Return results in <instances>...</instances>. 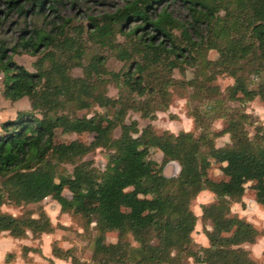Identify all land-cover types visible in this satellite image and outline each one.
Masks as SVG:
<instances>
[{"label":"trees","instance_id":"1","mask_svg":"<svg viewBox=\"0 0 264 264\" xmlns=\"http://www.w3.org/2000/svg\"><path fill=\"white\" fill-rule=\"evenodd\" d=\"M59 1L0 0V26L11 14L21 19L12 40L0 36V94L36 106L35 112L0 118V205L49 197L67 211L72 203L92 243V264H188V257L191 264H259L242 244L254 242L264 228L225 212L242 203L250 182L254 201L264 206V126L255 124L249 135L251 115L227 102L257 97L264 103V0H121L87 15L85 25L59 14ZM87 42L102 51L89 52ZM211 49L215 58L208 57ZM19 51L36 55L32 70L13 59ZM107 54L122 61L119 70L106 68ZM179 64L191 68L190 77L172 75ZM72 67L80 74H71ZM220 74L232 78L223 89L213 83ZM108 84L116 96L107 94ZM187 87L191 100L210 102L188 112L196 134L157 132L150 123L138 129L135 119L124 120L129 109L153 118L173 90L182 96ZM94 105L101 111L77 114ZM221 116L223 126L210 129L209 119ZM57 128L92 137L87 143L58 139ZM223 134L227 141L215 145ZM97 147L106 150L102 168L83 158ZM150 147L160 152L159 163L149 157ZM170 160L178 172L164 176L161 166ZM212 162L222 163L224 178L207 175ZM204 188L215 200L200 206L207 244L195 249L190 232L196 215L189 204ZM112 228L115 239L106 242ZM37 229L30 209L18 215L0 209V231L17 237ZM29 249L21 245V254ZM51 253L70 264H89L69 249L52 246ZM47 264L56 263L48 258Z\"/></svg>","mask_w":264,"mask_h":264},{"label":"rangeland","instance_id":"2","mask_svg":"<svg viewBox=\"0 0 264 264\" xmlns=\"http://www.w3.org/2000/svg\"><path fill=\"white\" fill-rule=\"evenodd\" d=\"M121 0H60L56 4V8L59 11V14L70 17L72 24L81 23L85 25L87 22V15H95L98 12L108 8L109 6L119 4ZM181 12V8H177ZM50 11L48 12V14ZM13 19V21H12ZM34 22L37 20H33ZM0 26V36L5 37L6 39L12 40V38L18 33L19 27L21 26V19L19 16L11 14V16L4 18ZM118 39L121 36L118 35ZM87 50L89 52H101L96 44L87 42ZM13 59L26 67L29 70H32V61L36 58V55H31L29 53L19 51L13 53ZM209 58H215L216 52L214 50L208 51ZM105 66L110 70H119L122 66V61L118 60L111 54H107L105 58ZM71 74L79 75L81 70L79 67H72L70 70ZM172 75L176 78H188L191 76V68L185 64H179L177 67L172 69ZM1 78L2 73L0 72V88H1ZM254 79V77H252ZM232 82V78L226 74L217 75L213 80V83L217 84L220 89H223L227 84ZM106 92L108 95L116 96V88L112 84L106 86ZM190 92V87L186 88V93L182 96H178L176 91L173 90L170 100L166 108L162 110H155L154 117H141L137 111L131 109L127 110L124 120L128 122L130 119L136 120V125L138 129H141L145 124L150 123L157 132L162 130H168L170 132L176 133L180 130L190 131L193 134L198 132V128L195 127L192 116L188 114L192 106H197L198 109L204 110L205 105L210 103L208 100H191L187 93ZM232 106H240L244 111L248 112L251 115L253 122L247 124L246 128L248 134L251 135L254 132V125L260 124L264 126V103L259 100L257 97L249 101L244 100H232L227 102ZM209 106V105H208ZM93 110L101 111L99 107L94 105L89 110L80 109L77 111V114L86 113L87 115L91 114ZM24 111H36V106L30 103L26 98H21L15 101H9L4 99L0 94V118H7L13 116L14 114H20ZM214 111H208V114L213 113ZM224 124V118L221 117H212L209 119L210 129L218 130ZM59 129L56 130V138L58 139H69L73 137L79 138L84 143H87L92 135L86 131H78L74 133L60 134ZM119 132L118 127L113 129V135L116 136ZM227 141V134L216 136L214 138L215 145H220L223 142ZM48 154V147H45L41 155L45 156ZM106 150L100 147H97L92 150H88L83 158L90 159L94 166L97 168H102L106 161ZM149 157L155 160L157 163L160 162V152L154 148H149ZM174 160L166 162L161 166V173L166 176L176 175L178 172V165H176ZM222 163L212 162L207 168V175L213 179L224 178ZM126 166L123 164V167ZM67 168L70 169V165H67ZM249 182H246L248 184ZM253 182H250L246 186L245 191L242 195L244 200L242 203H233L230 205L229 209L225 212L230 215L233 213L242 216L246 220H251L257 228H264V211L262 206L259 204H253L252 188ZM65 195H69L67 190H63ZM145 196H140L138 202L140 204H145ZM215 200L214 194L208 189L199 190L196 195L190 200V208L193 213L196 215L195 223L193 229L190 232V236L194 243V248L197 246L206 245L207 240L202 232L203 222L200 220V206L202 204H207ZM71 205L69 210L61 211L59 204L55 199L46 197L42 200H39L34 203L20 204L15 205L11 202H5L0 205V209L3 211L10 212L13 215L21 214L24 209H30L32 215L37 219V231L26 232L23 234V241L30 244L34 251H41L42 248L49 247L51 250L52 246H58L61 249H69L72 253L81 260L89 262L92 264L90 259L92 243L86 237L87 234L82 230L81 221L82 218L72 212ZM93 223H91L92 225ZM44 226L51 227V236L50 238L43 235V232H40V228ZM208 227V224H205ZM95 232L92 230L91 235ZM6 231H0V236H6ZM116 235V230L114 228L108 230L104 234V239L106 242L114 241ZM45 239V240H44ZM132 244H135L133 240L130 241ZM153 242H156L154 239ZM264 254V249H262ZM52 255V253H51ZM24 256V255H23ZM27 256V254H25ZM53 256L55 262H60L61 264H69L68 258H60ZM30 258V257H29ZM64 261H63V260ZM28 262V259L26 260ZM53 261V262H54ZM188 264H191V258H187ZM31 264H47V257L42 255V261H30Z\"/></svg>","mask_w":264,"mask_h":264},{"label":"crops","instance_id":"3","mask_svg":"<svg viewBox=\"0 0 264 264\" xmlns=\"http://www.w3.org/2000/svg\"><path fill=\"white\" fill-rule=\"evenodd\" d=\"M242 200H244V197L242 198ZM234 203L237 204L239 202H234ZM252 203L254 205L257 204L254 201V199L252 200ZM262 207H263L262 210L264 211V206ZM248 221L251 222V220H248ZM28 231L29 230H24L23 234H25ZM30 232H33V231H30ZM40 232H43L44 233L43 235H45L48 238H50L49 236L52 235L51 230L50 231H40ZM21 236L23 235L20 234L17 237L12 236L10 234H7L6 236H0V264H31L30 263L31 260L36 261V262L42 261V255L47 257V260L48 258L52 260L54 259L53 256L51 255V250L49 249L48 245L44 249L42 248V250L39 252L34 251L33 249H29L25 253L27 254V256L25 255L23 256L21 254V245H26V246H31V245L23 241V237ZM242 245L249 250V254L252 258L257 260L259 264H264V254L262 253V249H264V234L259 235L255 239L254 242L243 243ZM27 259H28V262L26 261ZM55 263L61 264L60 262H55Z\"/></svg>","mask_w":264,"mask_h":264},{"label":"water","instance_id":"4","mask_svg":"<svg viewBox=\"0 0 264 264\" xmlns=\"http://www.w3.org/2000/svg\"><path fill=\"white\" fill-rule=\"evenodd\" d=\"M171 162H172V160H171ZM173 162H175L176 163V165H178V163L174 160ZM179 166V165H178ZM178 169H179V167H178ZM163 174V173H162ZM164 176H166L165 174H163Z\"/></svg>","mask_w":264,"mask_h":264}]
</instances>
